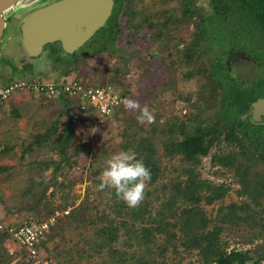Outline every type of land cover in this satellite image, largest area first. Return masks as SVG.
<instances>
[{
	"label": "rangeland",
	"instance_id": "rangeland-1",
	"mask_svg": "<svg viewBox=\"0 0 264 264\" xmlns=\"http://www.w3.org/2000/svg\"><path fill=\"white\" fill-rule=\"evenodd\" d=\"M47 1L50 0H34L30 4H23V7L14 6L4 14L6 27L0 41V85L14 79L31 82L34 80L55 81L63 77L58 75V68L52 66L50 60L46 58V45L40 57L29 60L22 53L17 39V25L23 16ZM194 2L193 8L199 15L209 13L207 0H194ZM165 9H172L175 17L180 16L181 5L176 0H132L130 9L127 8L126 3L123 4L118 12L117 22V28L119 27L122 33L108 38L110 44L106 50L100 48L99 52L94 53L89 46L81 47L78 69L66 70L64 77L90 86L113 85L125 97L126 101L122 108L115 109L102 123L93 120L87 114L82 116L75 111V105H69V112H66L59 99L42 98L24 89L14 92L7 100L0 102V145H2L0 148V211L3 213L2 220L5 223L17 224L29 217H40L48 202L63 204L62 195H66L68 200L62 209L75 208L77 203L80 204L84 200L92 206L89 209L91 214L103 208L104 198L96 195L101 182L91 181L93 176L91 174L96 169L91 153L93 154L94 150L97 151L98 156L105 161L111 154L121 151V138L118 135L120 130L130 131L136 124L148 129L151 125L137 121L136 116L139 113L125 107L129 100H138L141 107L145 105L148 107L155 117L154 125L157 126L158 136L161 138L169 136V133L165 131L164 135L160 134L159 129L173 122L177 123L178 120H185L189 125L211 126L213 121L220 117L224 83L220 87L219 83H214L211 74L206 79L198 74L196 69L202 67L200 63L205 68L207 62L216 57H220L223 62L228 63V60L230 62V57L220 53L228 49L229 43L233 42H228V35L222 36L220 32L215 33L213 42L207 40L202 42L203 46L197 50L198 57L195 58V63L186 64L180 49L189 42L195 23L198 22V15L175 27H162L160 22L164 17L162 12ZM128 10L136 12L132 20L134 24L140 26L135 30L126 26L129 18ZM145 16L154 23L153 27H147V24L142 21ZM233 44L239 48L241 44V47L244 45L246 51L253 46L247 42ZM83 51H87L88 55L83 56ZM189 70H192L191 74H188ZM227 73L234 76L235 71L229 68ZM69 117L72 119L71 127L74 132L72 143H84L86 146L78 150L75 156L71 154V149H67L69 165L62 162L61 171L56 173V179L52 177V180V167L43 168V165L46 162L49 163L50 159L57 160L58 153L49 150L46 143L41 146L36 145L34 138L35 135L45 132L52 126H55L56 130L62 134ZM247 146L249 150L247 156L253 159H250L252 169L263 173L264 180V161L259 157L264 149L261 148L262 145L248 144ZM155 147L162 152L158 138L155 140ZM100 148L104 150L98 151ZM241 151L240 143L220 139L209 148L205 156L200 157V163L196 167L200 178H206L215 185L222 183L228 186L225 193L211 203L201 202L211 222L216 221L218 207L225 206L229 202L246 201L252 211L260 206L253 203L246 194L240 195L236 192L239 183L234 171L235 166L227 168L210 161L213 153L222 155L236 154ZM244 157L246 158L245 153ZM240 159L241 157H237V161ZM179 160L178 156L169 158L164 154L160 157V164L166 170L173 172V165L179 167L182 164ZM98 168L100 169L97 174L99 178L104 168L102 161L98 164ZM49 180L53 182L62 180L64 184L47 187L44 191L46 195L36 203L35 208H32L42 189V183ZM258 202L261 205L264 204V191ZM59 216L62 219L65 214ZM78 216H83V213H78ZM65 218L66 216L59 222L63 239L58 243H55L56 240L49 241L48 249H45L51 258L50 264H94L97 262L98 256L78 258L75 253L76 249L85 247L82 236H90L89 226L77 227L73 221L70 222ZM78 231L82 233L81 236ZM252 231L257 232L258 227L250 231L244 223L234 227L225 226L220 232V238L227 243L228 248L247 247L258 250L264 244V234L251 241L244 240ZM46 236L45 234V238ZM17 249H19L17 244L8 237L2 238L0 232V264H23L18 254L11 255V252ZM69 252L73 258L68 261L63 260V255ZM158 259L160 264H201L196 259L194 251L188 252L180 247L176 250L169 247L162 256H158ZM258 264H264V259H261Z\"/></svg>",
	"mask_w": 264,
	"mask_h": 264
},
{
	"label": "trees",
	"instance_id": "trees-1",
	"mask_svg": "<svg viewBox=\"0 0 264 264\" xmlns=\"http://www.w3.org/2000/svg\"><path fill=\"white\" fill-rule=\"evenodd\" d=\"M176 1L181 5L180 16L175 17L172 9H165L162 12L164 17L160 22L162 27H175L198 15V22H194V31L191 32L189 42L180 49L186 64L195 63V58L198 57L197 50L203 46L202 42L204 43V40L213 42L214 34L218 32L222 36L228 35V41L233 43L247 42L253 45L248 51L244 45L241 47L242 44L240 48L252 60L262 59L264 55V0H207L209 13L203 16L194 10V0ZM125 3L130 9L132 0H112L108 19L104 25L94 31L90 41L85 42L82 47L89 46L94 53L99 52L100 48L105 50L108 48L110 44L108 38L122 33V30L117 28V22L118 12ZM135 14L133 10H128L129 18L126 26H130L132 30L140 26L133 23L132 19ZM142 21L147 24V27L154 26L148 16H145ZM46 49V58L50 60L52 66L58 68V75L64 77L66 70L78 69L81 57L79 50L64 53L56 43L47 44ZM82 54L86 56L88 52L83 51ZM220 54L224 55L225 51L222 50ZM225 63L220 57H216L208 61L205 68L200 63L202 67L196 69V72L206 79L211 74L214 83H219L220 87L224 83L223 107L219 112L220 117L215 122L213 121L211 126L189 125L185 120H178L177 123L173 122L159 129L160 134L164 135L165 131L169 133V136L163 138L158 136L157 126L154 123H151L148 129L136 124L130 131L123 129L118 132L121 138V150H130L136 154L138 159L143 160L151 171V181L148 184L145 198L138 207H128L116 197L114 190L107 188L101 190L98 187L96 195L104 198L103 208L91 214L89 209L92 206L84 200L80 204L77 203L75 208L68 209L65 220L73 221L77 227L88 225L90 229L89 237L82 236L85 247L75 250L78 258L98 256L99 260L94 264H160L158 256H162L169 247L173 250L180 247L188 252L194 251L196 259L201 264H258L261 259H264V244L258 250H251L247 247L228 248L227 243L220 238V232L225 226L234 227L243 223L250 231L258 227L257 232L252 231L244 240L251 241L264 234V204L261 205L258 202L264 191L263 173L252 169L250 159L245 158L243 152L222 155L213 153L210 161L227 168L235 166L234 171L239 183L236 192L240 195L246 194L253 203L260 205L259 208L252 211L246 201L229 202L225 206L218 207L216 221L211 222L201 205V202L211 203L221 197L228 186L222 183L215 185L206 178H200L196 168L200 163V157L205 156L209 148L220 139L231 141L235 138L234 128H231L226 120L230 110L235 107L237 111L243 112L248 107L249 101L258 97L264 87V84L259 86L257 81L250 83L249 86H243L234 76L227 73ZM191 73L192 70H189L188 74ZM55 99H59L66 112H69V105L76 104L75 101L62 96ZM119 108L122 106L117 109ZM71 122L72 119L69 117L62 134L56 130L55 126H52L45 132L35 135L34 138L36 145L41 146L46 143L49 150L58 153L57 160L50 159V164L46 162L43 165V168L52 167V180L56 179V173L61 171L62 162L69 165L67 149H71V154L75 156L78 150L86 146L84 143H72L74 132ZM236 126L239 127V132L243 134L246 132L242 120L236 123ZM157 138L162 152L155 147ZM255 140V137L250 138V142ZM238 143L242 145L241 142ZM95 148L98 147L95 146ZM241 149H244L243 145ZM103 150L100 148L98 151ZM164 154L169 158L178 156L182 164L179 167L173 165V172L166 170L160 164V157ZM91 155L96 163V169L91 174L93 175L91 181L99 183L101 180L97 177L100 172L98 164L105 161L98 156L95 150ZM237 157H241L242 160L237 161ZM259 157L264 160L263 153ZM62 184H64L62 180L43 182L42 189L31 207L35 208L36 203L46 195L44 191L47 187ZM61 197L63 204L48 202L44 213L35 219L49 215L56 208L62 209L68 200L66 195ZM243 211L245 213H242ZM80 212L83 213L81 217L78 216ZM62 219L57 216L48 232L45 233L46 238L45 234L40 238L39 244L45 249H48L49 241L56 240L55 243H58L63 239L59 223ZM1 234L2 238H10L4 231H1ZM78 234L82 235L80 231ZM125 246L128 248L125 249ZM21 252L22 248L19 247L13 250L11 255ZM72 258L69 252L64 254L62 259L68 261Z\"/></svg>",
	"mask_w": 264,
	"mask_h": 264
},
{
	"label": "water",
	"instance_id": "water-1",
	"mask_svg": "<svg viewBox=\"0 0 264 264\" xmlns=\"http://www.w3.org/2000/svg\"><path fill=\"white\" fill-rule=\"evenodd\" d=\"M34 0H0V41L5 29L4 14L14 6L23 7ZM112 0H54L28 12L17 25L19 47L27 59L40 57L44 46L58 42L64 53L80 48L109 17ZM240 58V59H239ZM237 77L247 79L251 63L240 53L232 55ZM264 114V99L252 103Z\"/></svg>",
	"mask_w": 264,
	"mask_h": 264
},
{
	"label": "built area",
	"instance_id": "built-area-1",
	"mask_svg": "<svg viewBox=\"0 0 264 264\" xmlns=\"http://www.w3.org/2000/svg\"><path fill=\"white\" fill-rule=\"evenodd\" d=\"M34 92L42 98L55 99L60 96L75 101V111L90 116L102 123L105 118L122 106L125 97L113 85H86L68 77L55 81L34 80L27 82L14 79L0 85V102L7 100L16 91ZM69 208L54 209L49 215L35 219L27 218L17 224L5 223L0 211V232L4 231L19 247L18 254L23 264H50L51 258L45 248L39 244L40 238L48 232L56 217L66 214Z\"/></svg>",
	"mask_w": 264,
	"mask_h": 264
},
{
	"label": "clouds",
	"instance_id": "clouds-1",
	"mask_svg": "<svg viewBox=\"0 0 264 264\" xmlns=\"http://www.w3.org/2000/svg\"><path fill=\"white\" fill-rule=\"evenodd\" d=\"M125 107L139 114L136 119L139 123H154L155 117L148 107L140 106L139 101L129 100ZM99 179V189L114 190L116 197L128 207H138L145 198V193L151 181V171L138 159L134 152L121 150L108 157Z\"/></svg>",
	"mask_w": 264,
	"mask_h": 264
},
{
	"label": "flooded vegetation",
	"instance_id": "flooded-vegetation-1",
	"mask_svg": "<svg viewBox=\"0 0 264 264\" xmlns=\"http://www.w3.org/2000/svg\"><path fill=\"white\" fill-rule=\"evenodd\" d=\"M52 1H54V0L47 1L46 3H43L42 5H45V4L52 2ZM42 5H40V6H42ZM5 20H6V18H5ZM5 27H6V22H5ZM228 42H230V41H228ZM52 43H56L58 45V42H52ZM229 45L230 46L228 47V49L224 50L225 56L231 58L233 54L240 53L243 56L244 60L251 63L250 74H249L247 79H244L242 76L241 77L236 76V71H235L234 67L232 66L231 59H230V62L228 60V63L227 62H226L227 64L225 63V67L227 68V70H229V68L234 69L235 79L238 82H240L243 86H249L250 83L255 82V81L258 82L259 86H260V84H264V55H263L262 59L254 61L246 53H244V51L241 48L236 47L233 43H229ZM80 48H78L75 51H78ZM29 60H31V59H29ZM262 90L263 91L259 93L258 97H255L252 101H249L248 107H246L243 112L237 111L236 108L234 107L230 110V112L228 114V122H229L228 125L230 124L229 126L231 128H234V131L236 134L235 138L232 139L230 142H232V143L241 142L243 145V148H244L241 152L246 153V158H248V159H251L247 156V153L249 152L248 146H247L248 144H255L256 146L262 145L261 148L264 149V114L259 115L258 114V108L257 107L254 108L252 105V103L254 101H256L258 98L264 99V87L262 88ZM230 105L232 106L231 103H230ZM240 120H242L243 123L245 124V129H246L245 131L246 132L244 134L242 132H239L238 131L239 127L236 126V123L240 122ZM253 137H255L256 140L253 142H250V138H253ZM242 140L244 142H242ZM245 141H246V143H245ZM263 154H264V151H263ZM256 158H258V156ZM241 160H242V158L240 159V161ZM251 160H253V159H251ZM260 160H263V159H260Z\"/></svg>",
	"mask_w": 264,
	"mask_h": 264
},
{
	"label": "crops",
	"instance_id": "crops-1",
	"mask_svg": "<svg viewBox=\"0 0 264 264\" xmlns=\"http://www.w3.org/2000/svg\"><path fill=\"white\" fill-rule=\"evenodd\" d=\"M0 148H2V145H0Z\"/></svg>",
	"mask_w": 264,
	"mask_h": 264
}]
</instances>
